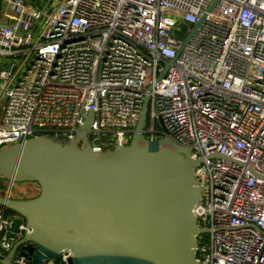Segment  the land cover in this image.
<instances>
[{"label": "built area", "instance_id": "2783aa9c", "mask_svg": "<svg viewBox=\"0 0 264 264\" xmlns=\"http://www.w3.org/2000/svg\"><path fill=\"white\" fill-rule=\"evenodd\" d=\"M0 23V149L73 140L92 112L94 152L129 145L149 96L146 136L162 119L199 160L197 260L264 264V0H1ZM16 217L0 205V264L32 232L11 237ZM28 244L10 264H32Z\"/></svg>", "mask_w": 264, "mask_h": 264}, {"label": "water", "instance_id": "95a60500", "mask_svg": "<svg viewBox=\"0 0 264 264\" xmlns=\"http://www.w3.org/2000/svg\"><path fill=\"white\" fill-rule=\"evenodd\" d=\"M169 67L166 61L159 79ZM148 115L146 96L130 144L100 153L89 144L93 112L73 140L38 135L0 150L1 176L10 184L40 186L32 198L0 195V205L19 214L9 235L15 237L23 219L32 229L2 264H10L25 241L32 264L66 249L73 264H202L196 257L197 236L204 232L195 213L202 195L194 171L199 160L148 138Z\"/></svg>", "mask_w": 264, "mask_h": 264}, {"label": "rangeland", "instance_id": "374dc122", "mask_svg": "<svg viewBox=\"0 0 264 264\" xmlns=\"http://www.w3.org/2000/svg\"><path fill=\"white\" fill-rule=\"evenodd\" d=\"M34 2V5L41 8L42 2L47 3L49 0H32ZM3 63L5 66H1L0 70L3 68H8L9 65L12 63L11 60H3ZM155 136L156 140L159 141L162 145H169L175 149H179L183 152L184 155L188 156L192 153V150L189 147L186 146H179L174 143V139H172L170 136H168L166 133H162V127L160 124V121H157L155 124ZM176 142V141H175ZM177 143V142H176ZM80 147H84V144L82 141L78 143ZM178 147H177V146ZM1 150V149H0ZM40 191V186L37 183L33 182H26V183H16L13 188L12 195L17 196L18 194H21L23 198H31L38 195ZM0 195H5V191L0 188ZM14 213V212H13ZM50 264L58 262V260L50 259ZM71 264H73V259H70Z\"/></svg>", "mask_w": 264, "mask_h": 264}, {"label": "trees", "instance_id": "16d2710c", "mask_svg": "<svg viewBox=\"0 0 264 264\" xmlns=\"http://www.w3.org/2000/svg\"><path fill=\"white\" fill-rule=\"evenodd\" d=\"M149 116H148V119H147V122H148V124H149ZM51 135H53V133H50ZM8 183H9V180L6 178V177H4V176H1L0 175V188L2 189V190H4L5 191V189L7 188V186H8ZM32 198V197H31ZM8 210V212L9 213H13V211H11V210H9V209H7ZM15 213V212H14Z\"/></svg>", "mask_w": 264, "mask_h": 264}, {"label": "flooded vegetation", "instance_id": "af4514ba", "mask_svg": "<svg viewBox=\"0 0 264 264\" xmlns=\"http://www.w3.org/2000/svg\"><path fill=\"white\" fill-rule=\"evenodd\" d=\"M39 193H40V191H39ZM39 193H38V194H39ZM36 196H37V195H36Z\"/></svg>", "mask_w": 264, "mask_h": 264}]
</instances>
